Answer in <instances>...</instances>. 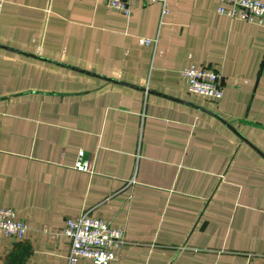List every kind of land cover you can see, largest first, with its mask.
Instances as JSON below:
<instances>
[{
    "label": "crops",
    "instance_id": "obj_1",
    "mask_svg": "<svg viewBox=\"0 0 264 264\" xmlns=\"http://www.w3.org/2000/svg\"><path fill=\"white\" fill-rule=\"evenodd\" d=\"M217 3L3 1L0 206L27 229L0 234V264L20 239L22 264H95L54 234L83 211L123 227L104 264H264V27ZM190 64L220 71L219 98L187 91Z\"/></svg>",
    "mask_w": 264,
    "mask_h": 264
},
{
    "label": "built area",
    "instance_id": "obj_2",
    "mask_svg": "<svg viewBox=\"0 0 264 264\" xmlns=\"http://www.w3.org/2000/svg\"><path fill=\"white\" fill-rule=\"evenodd\" d=\"M4 0H0V9ZM131 0H105L108 6L129 13ZM157 1L161 13L167 11V0ZM216 12L229 18L254 23L264 27V1L262 0H218ZM139 43L154 44V37L138 36ZM179 75L185 83L188 92L213 99L221 96V73L218 69L207 65L193 64L179 69ZM75 169L89 171L90 160L83 149H78L73 162ZM27 229L26 222L15 216L12 207L0 206V234L21 238ZM62 233L69 238L68 261L73 262L77 256L88 257L95 264H104L116 258V253L124 241L123 227H112L108 222L97 216H91L85 211L74 217H68L63 225L54 232Z\"/></svg>",
    "mask_w": 264,
    "mask_h": 264
},
{
    "label": "trees",
    "instance_id": "obj_3",
    "mask_svg": "<svg viewBox=\"0 0 264 264\" xmlns=\"http://www.w3.org/2000/svg\"><path fill=\"white\" fill-rule=\"evenodd\" d=\"M30 252V244L26 240H15L6 252L3 264H22Z\"/></svg>",
    "mask_w": 264,
    "mask_h": 264
},
{
    "label": "water",
    "instance_id": "obj_4",
    "mask_svg": "<svg viewBox=\"0 0 264 264\" xmlns=\"http://www.w3.org/2000/svg\"><path fill=\"white\" fill-rule=\"evenodd\" d=\"M82 70H83V69H82ZM85 71H86V70H85ZM88 72H89V71H88ZM110 79H111V80H115V79H112V78H110ZM140 88H143V87L140 86ZM168 96H170V95H168ZM171 98L176 99V100H181V101H184V102L189 103L188 101H185V100L179 99V98H177V97H172V96H171ZM213 114H215V113H213ZM215 116L219 117V115H217V114H215ZM219 118H220V117H219ZM222 120H223V119H222ZM223 122H224V123L230 128V129H232L236 134H238L240 138L246 140V139L244 138V136H243L241 133H239L234 127H232L228 122H226L225 120H223Z\"/></svg>",
    "mask_w": 264,
    "mask_h": 264
},
{
    "label": "rangeland",
    "instance_id": "obj_5",
    "mask_svg": "<svg viewBox=\"0 0 264 264\" xmlns=\"http://www.w3.org/2000/svg\"><path fill=\"white\" fill-rule=\"evenodd\" d=\"M69 239V238H68Z\"/></svg>",
    "mask_w": 264,
    "mask_h": 264
}]
</instances>
